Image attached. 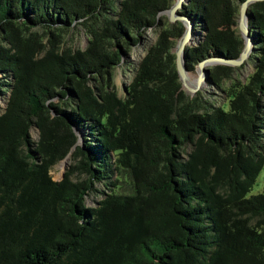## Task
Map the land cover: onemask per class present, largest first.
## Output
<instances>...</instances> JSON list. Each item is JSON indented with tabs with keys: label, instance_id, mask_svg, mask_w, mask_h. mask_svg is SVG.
Instances as JSON below:
<instances>
[{
	"label": "trees",
	"instance_id": "obj_1",
	"mask_svg": "<svg viewBox=\"0 0 264 264\" xmlns=\"http://www.w3.org/2000/svg\"><path fill=\"white\" fill-rule=\"evenodd\" d=\"M244 1L184 5L193 35L202 30L185 49L188 72L240 56ZM175 2L122 0L112 15L116 0H0V80L12 77L2 81L0 264H264V192L251 194L264 168V0L248 8L255 71L244 82L216 64L208 76L232 81L228 108L182 89L181 21L161 30L120 97L114 69ZM74 24L89 45L61 51L56 38ZM97 183L109 189L92 206Z\"/></svg>",
	"mask_w": 264,
	"mask_h": 264
},
{
	"label": "rangeland",
	"instance_id": "obj_2",
	"mask_svg": "<svg viewBox=\"0 0 264 264\" xmlns=\"http://www.w3.org/2000/svg\"><path fill=\"white\" fill-rule=\"evenodd\" d=\"M122 0H116V7L115 12H112V15L116 14L120 8V3ZM178 22V21H176ZM176 22H171L169 20L168 14H160L158 15V22L155 27H151L145 31L143 34V38L137 45H133L131 49L129 50V53H127L126 56H124L122 62L120 65L116 66L114 69V84L115 89L118 92V95L120 97H127L128 96V86L133 82L141 61L145 57V55L148 53L149 49L157 43L159 34L161 30L164 28H167L170 24H174ZM39 33V36H43V43L45 45H50L49 43V36L44 34V29L42 28H36L34 29ZM200 31V32H199ZM201 28L199 27L198 32L193 35L192 43L189 44L190 46L197 45L201 38ZM51 37V36H50ZM91 34L88 31L87 27L81 24H74L69 30L64 32L61 37H57V44L61 51L63 50H73L76 51L78 49L85 50L90 42ZM179 41V40H178ZM177 41V43H178ZM177 45V44H176ZM176 48V46H175ZM175 48L173 52L175 53ZM176 54V53H175ZM215 65H207L206 67H209L212 69ZM238 67V71L235 73L234 78L243 80L244 82L249 78V76L255 71V59L250 57L247 62L241 66H235ZM188 77L190 79L191 84H195L198 76H199V70L196 66L195 70L188 72ZM2 81L10 82L12 83V77L8 75L7 77H4L2 80H0V114H2L8 103L9 98V85H2ZM181 81V80H180ZM182 83V82H181ZM232 81L227 80L223 81L222 87H218L216 85H211L208 81L203 82L202 88L198 91L201 92L203 100L205 102L213 103L217 106L224 105L226 108L229 107V101L227 100V91L231 85ZM182 89L186 92L187 95L193 97L196 94H193L187 90V88L182 83ZM4 92V93H2ZM31 135L34 141L39 140V129L36 126H33L31 128ZM190 147H187L186 151H190ZM75 162L72 159V153L69 154L65 159L59 161L52 169L51 173L55 180H60L63 178L64 174L71 168V166ZM82 177L79 174H76L74 176V179H78ZM117 176L115 175L113 179H115ZM120 192H131L129 183L123 181L122 184L120 183L118 185ZM97 191L91 192L87 196V204L89 205H97V202L103 197V194H101L102 191L108 192V188H106L103 183H97L96 184ZM264 192V168L259 175L257 182L255 183L251 194H258Z\"/></svg>",
	"mask_w": 264,
	"mask_h": 264
},
{
	"label": "water",
	"instance_id": "obj_3",
	"mask_svg": "<svg viewBox=\"0 0 264 264\" xmlns=\"http://www.w3.org/2000/svg\"><path fill=\"white\" fill-rule=\"evenodd\" d=\"M259 0H245L240 7L239 14V28L241 35L244 38V48L238 58L228 59V58H219V57H209L201 61L197 68L199 70V76L195 84H189L187 82L188 70L185 63V49L192 43L193 40V30L194 23L186 16L181 13L182 8L185 4H188L189 0H176L172 7L162 14H168L169 20L171 22L181 21L185 24L186 30L182 37L179 39L176 48V66L177 71L180 77L181 82L187 88V90L193 94H196L203 86V82L208 79V76L211 73V69L206 67L207 65H216V64H226L231 66H241L247 62L251 57L254 50V41L251 35V30L248 24V8L249 6ZM75 149V146L72 148L71 154Z\"/></svg>",
	"mask_w": 264,
	"mask_h": 264
},
{
	"label": "bare ground",
	"instance_id": "obj_4",
	"mask_svg": "<svg viewBox=\"0 0 264 264\" xmlns=\"http://www.w3.org/2000/svg\"><path fill=\"white\" fill-rule=\"evenodd\" d=\"M187 82H188L189 84H191V83H190V79H189L188 75H187Z\"/></svg>",
	"mask_w": 264,
	"mask_h": 264
}]
</instances>
